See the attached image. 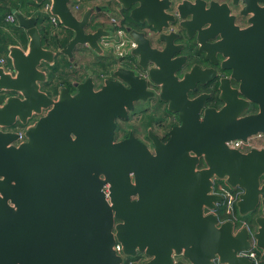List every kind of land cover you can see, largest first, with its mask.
<instances>
[{
  "label": "water",
  "instance_id": "95a60500",
  "mask_svg": "<svg viewBox=\"0 0 264 264\" xmlns=\"http://www.w3.org/2000/svg\"><path fill=\"white\" fill-rule=\"evenodd\" d=\"M49 1V12L72 31L61 55L73 63L78 45L102 52L107 20L97 16L91 27L101 6H84L76 16L70 4L80 0ZM116 2L130 20L147 24L167 44L176 34L169 26L175 14L206 57L210 49L223 56L238 83L231 90L243 99L219 110L202 108L204 95L189 100L186 91L204 83L211 69L194 66L177 82L165 73L163 83L147 65L158 66L157 57L164 71L159 53L150 49L144 32L125 25L136 43L131 54L162 86L161 98L180 124L165 143L152 138L154 154L135 140L114 142L116 116L142 94L113 81L96 91L88 69L82 82H73L76 93L60 86L51 98L41 85L48 81L43 67L54 63L56 52L42 46L36 17L14 11L28 40L25 47L8 46L10 71L0 66V91L7 94L0 103V264H122L116 242L128 257L143 254L142 264H252L240 254L252 245L264 262V148L244 152L227 145L264 134V0ZM171 8L175 12L168 14ZM171 61L174 71L182 70L183 57ZM118 72L132 85L130 71ZM250 102L257 111L242 115ZM34 115L38 119L29 124ZM17 124L25 130L19 143ZM200 160L204 167H198ZM132 176L135 184H129ZM214 178L240 190V216L260 210L254 228L218 222L222 196L211 192Z\"/></svg>",
  "mask_w": 264,
  "mask_h": 264
},
{
  "label": "flooded vegetation",
  "instance_id": "af4514ba",
  "mask_svg": "<svg viewBox=\"0 0 264 264\" xmlns=\"http://www.w3.org/2000/svg\"><path fill=\"white\" fill-rule=\"evenodd\" d=\"M95 5L102 7V10L105 11L109 7H112L116 11L122 13V20L125 21V25L130 26L131 28L144 32L146 38L148 39V45L150 49L155 50L159 53V58L162 59V69L161 62L155 57L158 64L148 62L149 67H153L155 71L154 75L156 79L161 80L164 83L166 79L165 73L169 76H172L173 79L181 81L185 72H190L191 68L196 66L200 71L203 69H211L209 75L204 78V83L196 82L194 87H190L186 91V96L189 100L195 98H200L205 96L202 108H213L219 110L224 107L227 102H232L234 99H243V96L240 92L236 91L234 93L232 90H236L238 83L230 77L231 71L225 68L226 61L223 56L218 53H214L212 49L206 57V53L200 48L201 44L195 38L187 36L176 23L179 21L178 17L174 14L175 22L169 23L170 31L176 34H173L172 37L168 39V44L161 40L158 34L145 23L135 22L130 20L128 17V11L121 8L120 4L116 0H94ZM180 1V0H178ZM74 7V4H70ZM86 7V6H85ZM106 8V9H105ZM84 9V5L78 4V12ZM123 10L126 12V15L123 13ZM168 14L175 12L172 8L166 11ZM108 13V12H107ZM102 17V14L98 17ZM93 17V16H92ZM98 17L91 18L92 25L94 26L97 23ZM246 24H241V27H244ZM207 45V44H206ZM78 45L74 48L73 53L75 56V51H77ZM88 47L87 45H84ZM89 48V47H88ZM85 62L82 59V65L84 66L83 70H80L79 63H72L75 67L73 71V76L70 79V85L66 89L70 94L76 93V89L73 86V82H82L87 77V68H90L93 71L92 77L94 80L93 89L98 91L102 88L105 81L118 82V84L125 90L131 89L133 92H139L142 94L138 99L132 101V108L126 107V114L123 116L117 115L115 118V129L113 133V141L120 142L124 140H135L137 142L143 143L147 146L148 150L154 154L152 138L158 139L160 142L165 143L169 138V131L173 126L179 125L180 120L177 113L170 112L168 110V104L161 98V89L160 84L155 83L149 78V71L147 68L143 67L140 64L138 56L132 55L126 60L119 61L112 53L106 52L102 48L101 53H96L89 48V53L84 52ZM176 57H183L185 62L181 64V69L174 71L175 63L173 59ZM66 58V57H65ZM85 64V65H84ZM45 67H43L44 69ZM119 69H124L130 71L126 75H130L132 85L127 84L123 81L117 73ZM104 70V71H103ZM47 72V71H46ZM129 77V76H128ZM227 86V89H226ZM50 80L46 81L41 85V89L45 91L48 96L53 99H56L57 92L52 93L50 89ZM59 87V86H58ZM113 87H111L112 89ZM167 92L168 88L166 87ZM180 93L182 92L181 87L178 86ZM232 89V90H231ZM58 88H56V91ZM124 96V95H122ZM257 105L254 102H250L249 106L242 115L254 113L257 111ZM45 112V111H44ZM44 112L42 114H44ZM202 115V113H201ZM38 119V115H34L29 124H33ZM17 129L14 128L13 131ZM198 167H204V163L200 160ZM224 180L222 179H213L212 184V193H216L217 188ZM129 184H135L133 176ZM136 197H132L134 199ZM222 205L221 203L218 204ZM223 207V206H222ZM224 211V209H223ZM218 216V222H219ZM220 223V222H219ZM138 257L145 260L146 257L138 253Z\"/></svg>",
  "mask_w": 264,
  "mask_h": 264
},
{
  "label": "trees",
  "instance_id": "16d2710c",
  "mask_svg": "<svg viewBox=\"0 0 264 264\" xmlns=\"http://www.w3.org/2000/svg\"><path fill=\"white\" fill-rule=\"evenodd\" d=\"M72 3L80 4L78 1H73ZM43 4L44 2L37 4L33 0H0V52L3 54L2 56L7 59L9 65L10 62L6 55L7 45L17 44L25 47L28 40L25 30L18 26L17 19L13 23L5 22V17L8 14L18 11L25 16L36 17V26L41 36L42 46L56 52L54 63L52 65L47 64L44 68L47 71L48 79L50 80V89H52V93H55L57 92L56 88H58V86L68 87L70 85V79L74 74L73 71H75L74 65L69 62L65 56L59 53V50L66 47L68 44L72 37V31L64 28L59 23H51L49 14L43 10ZM100 14L101 13H95L93 18ZM126 19H128V17ZM4 96L5 94L0 95V103H2L5 98ZM16 129L21 130L23 129V126L17 124ZM217 214L220 219L226 218L222 205L218 206ZM258 214H260V210L256 209L253 213L242 217L238 214L236 205L234 207V215L236 217L235 221L237 225L247 223L251 228H254V217ZM257 253L259 254L258 251ZM136 258H138V255L135 257H129V259L132 260H136Z\"/></svg>",
  "mask_w": 264,
  "mask_h": 264
},
{
  "label": "built area",
  "instance_id": "2783aa9c",
  "mask_svg": "<svg viewBox=\"0 0 264 264\" xmlns=\"http://www.w3.org/2000/svg\"><path fill=\"white\" fill-rule=\"evenodd\" d=\"M70 8L74 15L77 16L78 13V4H74V7L70 5ZM50 9V1L46 0L43 4V10L46 11L49 14L50 22L53 24H58V19L56 16L52 15L49 12ZM16 21V16L14 13L8 14L5 17V22L13 23ZM110 21L114 27L113 30H109V33L107 36H104L100 39V46L102 48H107L109 51L119 60H126L127 58L131 57V51L133 48H135L136 43L129 35L128 31L125 29V25L121 23L122 16L118 15H111ZM6 59L0 58V65L4 67L5 71H10L11 68L7 67L5 68ZM24 128L21 130H16L18 135V141L17 143L23 141L25 139L24 134ZM227 145L230 148L239 149L241 151H248L251 148H264V134L263 133H257L255 135H252L246 140H233L227 142ZM217 193H219L222 196L221 204L224 209V213L226 215V218L220 219L219 222L225 221L227 219L235 221V215H234V207L236 205V201L238 199V194L240 193L239 189H234L228 186L225 181L222 183V185L219 186L216 190ZM114 250L122 256V264H135L134 260L129 259L128 256L123 254L122 248L120 243L116 242L114 245ZM259 250L252 245V247L244 252H240L243 256L248 257L252 264H264L263 261L260 260V252L257 253Z\"/></svg>",
  "mask_w": 264,
  "mask_h": 264
},
{
  "label": "rangeland",
  "instance_id": "374dc122",
  "mask_svg": "<svg viewBox=\"0 0 264 264\" xmlns=\"http://www.w3.org/2000/svg\"><path fill=\"white\" fill-rule=\"evenodd\" d=\"M80 2H81V5L83 6H86V5H88V3L90 2V0H80ZM106 9V8H105ZM108 12V13H107ZM124 12V14L126 15V12L125 11H123ZM101 14H102V17L104 18V19H106L107 20V23H103V25H104V27L105 28H107V29H109V30H113L114 29V27H113V25H112V23H111V21H110V17H111V15H118V16H122V13L120 12H118V11H116V10H114L112 7H109L108 9H106L105 11H103V12H101ZM100 14V15H101ZM127 18V17H126ZM121 23L123 24V25H125L124 24V21L122 20L121 21ZM105 51L106 52H110L109 51V49H107V48H105ZM84 52H87V53H89V48L88 47H86V46H79L78 48H77V51H75V61H77V62H80V60H82V59H84V57H85V54H83ZM111 53V52H110ZM128 59V58H127ZM84 62H85V59H84ZM85 65V64H84ZM79 68H80V70H83V68H84V66L82 65V63L80 64V66H79ZM89 68H87V70H88ZM135 264H142V258H136V263Z\"/></svg>",
  "mask_w": 264,
  "mask_h": 264
},
{
  "label": "crops",
  "instance_id": "0c3cea01",
  "mask_svg": "<svg viewBox=\"0 0 264 264\" xmlns=\"http://www.w3.org/2000/svg\"><path fill=\"white\" fill-rule=\"evenodd\" d=\"M79 3H80V5H81V2L80 1H78ZM78 4V3H77ZM88 5H95V1L94 0H90V2L88 3ZM87 6V5H86ZM84 10V9H83ZM83 10H81L80 11V13L78 12L77 13V16H79L81 13H82V11ZM103 12V11H102ZM8 23V22H7ZM109 30V29H108ZM8 46L9 45H7V53H8ZM3 54L0 52V58H5L4 56H2ZM7 55V54H6ZM73 56H74V54H73ZM8 57V56H7ZM75 57V56H74ZM6 59V58H5ZM9 59V58H8ZM9 62H10V60H9ZM81 62H82V60H80V62H78L79 63V66H80V64H81ZM1 66V65H0ZM5 68H7V67H10L11 68V65H10V63H9V65H8V63H7V59H6V63H5ZM3 69H4V67H3ZM90 69V68H89ZM5 71V70H4ZM3 94H5V93H3L2 91H0V95H3ZM7 96V94H5V96L4 97H6ZM5 99V98H4ZM3 99V100H4Z\"/></svg>",
  "mask_w": 264,
  "mask_h": 264
}]
</instances>
